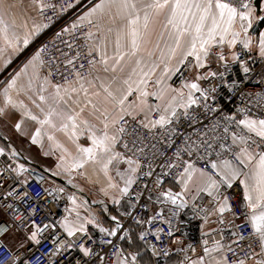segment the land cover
Here are the masks:
<instances>
[{
  "label": "snow or ice",
  "instance_id": "snow-or-ice-1",
  "mask_svg": "<svg viewBox=\"0 0 264 264\" xmlns=\"http://www.w3.org/2000/svg\"><path fill=\"white\" fill-rule=\"evenodd\" d=\"M32 3L40 14H43L45 9H51L55 12L57 7L53 3H45L44 0H32ZM253 3L254 0H240L237 6L233 3L224 2V0H99L84 15L80 16L77 21L73 22L71 28L77 29L87 21L89 25L97 30L99 35L92 31H89L86 35L88 40H93L88 50V56L92 57L94 53H99V63L104 66V72L111 71L112 73H116L119 70V72L123 73L126 66L129 64L134 65L131 67L127 78L122 80V84L126 86L125 89L117 87L115 91L113 90V85L119 80V77L115 75L108 83L101 81L99 85L103 92V103L105 105L111 104L113 107L119 106L120 115L117 118H110L107 107H100L89 98V87L96 88L94 81L100 80L99 76L94 77V79H88L80 71L74 70L76 79L69 81L67 76H64L65 84L52 83L48 76L41 77L40 68L46 63L41 57V53L44 51L41 48L24 65L22 72L12 77L7 82L6 87L3 88V91L0 92V96L3 97V106H0V116L5 115L9 109L18 112L21 119L14 125L17 132H21L25 119L38 124L39 127L31 135L32 144L40 143L42 136H47L49 141L55 142V137L49 134V130L63 132L76 144L77 155L72 157L70 162L66 161L65 156L62 155L60 157V164L57 167L62 168L63 172L68 174L69 177H71L73 172L79 171V175L87 179L86 173L81 170L88 164L98 165L100 171L108 180L107 187L100 189L106 196L108 195V189L118 188V185L113 182V177L109 174V166L114 161L117 164L120 162L126 163L128 168L124 172H121L118 168L116 170V176L124 183V187L119 188L120 195L121 197L126 196L131 185L135 183L134 174L139 168V163L132 158H126L120 152L114 151L119 136L117 134H110L109 128L110 126L115 127L119 121L123 120L124 114H131L128 113V108H131L132 104H129L127 108L125 107L128 97L135 90L139 93L136 107L140 111L147 110L149 113L158 111L161 113L159 119L149 121L152 127H156L157 125L164 126L171 123L170 116L177 115V107L185 109V115H187V109L198 103L194 93L199 92L201 96L207 99V92L201 89L197 82H185L181 89L171 88L164 84L165 77L170 78L171 75L179 72V65H183L188 57L195 58L194 67H205V61L210 55H213L211 49L215 44L223 46L226 43L229 48H232L237 43H240L243 49H249L252 44V37L248 35L249 30L255 29L256 25L264 22V14H255L257 12L264 13V0H261L258 7H253ZM73 6V4L69 3L62 11H66L67 8ZM10 7L6 6L5 0H0V41L3 42L5 47L12 48L13 51H19L21 43L28 45L30 37L41 32L48 25L33 23L31 31H25L21 39L18 28L27 30L28 24L24 22L17 26L14 19L11 23H8L5 17L9 14ZM161 15L164 16L163 31L157 34L156 42L152 48H148L147 45L152 43L153 25ZM48 19L51 22L52 17ZM237 20H239L240 29L244 33L243 39L240 38L241 31L232 30ZM63 31L68 32L69 29L65 28ZM229 34L231 38H228ZM57 35L59 36L60 34L58 33ZM165 36L167 37L166 39ZM258 40L259 54L261 57H264V29L259 30ZM109 46L112 47L111 55L108 54ZM3 52L4 48H0V55ZM178 53L177 66L172 69L169 65L173 59L177 58ZM214 55L219 61L225 60L222 52H217ZM232 59L235 61L239 57L233 54ZM110 61L111 63H109ZM8 62L10 61L5 62V66ZM122 62L124 63L122 64ZM67 63L72 64L73 61L68 60ZM88 63L91 66L89 71V75L91 76L92 71L95 70L97 61L90 59ZM161 64L164 65V68L161 77L155 81V84L163 86L150 93L147 91V85ZM83 67L84 65L81 64L80 68ZM29 68L32 69L30 75L28 73ZM243 71L244 73H248L250 69L247 66H243ZM21 75L27 76V84L20 83ZM217 75L223 76V73L218 74L217 72L210 71L206 76H197L196 80L207 79L209 76L216 77ZM133 76L137 77V79L133 80ZM85 83L89 87H85ZM75 85H78V87ZM49 88L52 91H49ZM185 88L188 89L186 98L183 91ZM169 91L176 94L172 95L163 104L150 105L148 103L149 96L155 97L160 101H165V96ZM211 91L215 92L216 88L213 87ZM13 92L16 97H20L21 95L26 96L31 104L39 110V115L34 114L31 108L25 104L24 100L14 98ZM81 92L85 99L83 106L79 107V111H76L69 106V102L71 101L72 104L80 105L81 101L78 97ZM73 94H76L77 99H73ZM92 95L100 97L101 91H95ZM257 103L264 105V97H261ZM89 105L92 108L89 116L99 121L102 125L101 128L91 123L89 119L81 118L85 108ZM207 107L208 105L205 104V108ZM145 119H147V116ZM225 119L228 121L235 120L231 116L225 117ZM235 123L238 129H241V126L242 129L231 133V141L232 145L237 146L239 150L233 151L231 146L225 148L224 144L219 145L222 151L231 152L235 159H222L219 163L215 160L209 161L211 170L215 171L220 179H214L208 171L197 169L191 163H186L183 172L179 174L182 181V193L188 191L194 174L199 173L202 186L197 187V194L206 192L208 196L212 197L211 203L218 205L211 209H201L205 213L204 221L207 223L208 216L218 212L221 216L219 223L223 224V214L225 212H232L233 209L229 204L228 197L220 192L221 185L224 184L228 188H232L233 182L243 177V179H239V183L244 189L243 199L246 202V208L251 212L250 216L246 215V220L252 230L251 236L248 239L251 241L252 238H255V241H258L257 247L259 251L253 246V242L247 244L246 250L242 243L246 238L242 234L234 232L232 236L235 238L231 243L214 240L211 246H208V240H203L202 255L195 260H191L187 256L185 257V259L190 260V264H248V261H252V264H264V118L251 119L246 116L243 119L235 121ZM144 126L148 127V124ZM115 131L122 134L125 129L121 126L116 128ZM228 131V127H225L224 132L228 133ZM85 134L91 142L88 147L76 143ZM253 135L258 137L260 142L253 139ZM203 143L206 145L205 155L210 156L212 153L209 150L213 148V145L208 141H204ZM55 147L67 152L58 142H55ZM124 147L127 148V144ZM257 149H260V151H257ZM5 154V148L0 147V156H4ZM18 155L20 153L15 149L11 150L10 158L14 159ZM176 155L179 157V151ZM216 155L220 156V153L217 152ZM172 166L174 165H169V167ZM26 171L28 169L23 164H17L15 167L8 164L5 168L0 169V176L4 172H14L19 177ZM59 174L53 173V175ZM145 175H151V172L145 173ZM18 183L26 185L28 180H19ZM68 183H72L71 178L68 180ZM159 184L160 180L157 179V185ZM0 187H3L2 181H0ZM64 190L61 187L59 192H64ZM45 191L48 190L45 189ZM182 193L161 192L160 197H163V200H160L158 197V202H171V204L177 205L179 201L178 207L182 209L187 204V201L182 199ZM13 195L21 202H26L24 198L28 197L26 191L21 196L20 192L13 188L5 194V198ZM221 197H223L222 202ZM67 199L73 207L66 208L65 211L69 214L74 212L75 219L70 220L65 217L62 221L58 222L67 237H73L77 233H81L83 237L92 240L87 225L99 228L100 233L107 236H116L117 231L122 228L121 223L115 216L111 217L116 222L115 228L111 230L101 227L91 214L88 217H82L78 210L82 205L77 204L75 194L69 195ZM193 199L195 200L196 197L194 196ZM113 203L119 204L120 200L113 198ZM84 204H87V201H84ZM0 207L15 210L13 204H0ZM30 214L34 216L35 210H31ZM172 215L175 216L177 213L173 211ZM148 223H151V221H148ZM9 227L11 226L0 222V235L5 234ZM30 227L32 231L28 236V240L38 247L49 238L45 236V233L49 229H52L54 232L56 224L37 223L35 219H32ZM159 231L161 230L158 229L155 233L157 239H159ZM147 235V232H143L140 238L143 240ZM204 235H209V233H204ZM51 238L55 248L53 254L59 252L62 248L75 249L77 247L84 256L92 253V249L86 247L85 243H80L77 246L75 241L61 240L55 234ZM107 243L112 244V241L108 240ZM22 247L23 245H19V248ZM0 248L5 249L13 256L10 264H28V260L21 257L18 254V250L14 252L3 241H0ZM192 250L195 251V249ZM29 251L32 250L29 249ZM184 251L187 250L185 249ZM228 253L231 254V257H229ZM239 253H243V255ZM116 255L119 257L122 254L116 253ZM101 259L103 258L101 257ZM131 259L133 264H135L136 256L133 255ZM77 264H79V261H77ZM119 264H126V259L120 260Z\"/></svg>",
  "mask_w": 264,
  "mask_h": 264
},
{
  "label": "built area",
  "instance_id": "built-area-1",
  "mask_svg": "<svg viewBox=\"0 0 264 264\" xmlns=\"http://www.w3.org/2000/svg\"><path fill=\"white\" fill-rule=\"evenodd\" d=\"M44 2L57 6L55 12L45 9L44 13L40 14L38 11V17L48 27L34 41L32 49L33 54H36L41 48L44 49L41 57L46 61L43 66L45 75L53 83L59 84H65L64 76H67L69 81H74L76 79L74 70L89 77L91 66L88 61L95 59L97 65L100 57L98 53H94L92 57L88 56V50L92 43L86 38V35L89 31L95 33L96 29L87 22L77 29L71 28L80 13L73 11L77 0H44ZM224 2L238 6L240 0H224ZM69 3L74 6L62 11ZM49 17H52L51 22ZM65 28H68L69 31L64 32ZM259 30L260 26L256 25L255 29H251L250 34L254 36ZM217 52H222L226 56V43L223 46L216 44L211 49V53H213L210 55L211 59L218 62L219 60L214 55ZM78 53L79 55H77ZM233 54H236L239 59L234 61L231 58L226 64L209 65L204 69L202 76H206L210 71L218 74L223 73V76H209L207 79H203L201 89L207 92V99L198 93L196 95L198 103L187 109V115H185V110H180L176 116L171 118V123L156 127H152L149 122H146L142 115L126 116L119 122L118 128L122 126L125 129L122 134H119V151L126 158H132L139 163L135 183L129 188L128 194L120 199V203L115 205L116 214L124 222L121 233L116 236H107L90 227L88 230L92 240L83 237L81 233L67 237L58 223L68 214L65 211L68 208V199L65 193L59 192V185L52 179L46 176L37 177L25 161L10 158V153L5 150L6 154L0 156V169L5 168L8 164L13 167L23 164L28 171L19 177L14 172H4L0 176V181L3 182V187H0V204L15 206V210L0 207L5 216L1 222L11 226L5 234L0 235V241L7 244L5 240L10 234L27 233L32 229L30 227L31 220L35 219L37 223H55L56 228L54 232L49 229L45 233V236L49 238L38 247L31 242L25 250L18 251L21 257L28 260V264H77V261L79 264H116L120 258L127 257L122 249V239L124 228L129 225L139 228L140 237L143 232L148 233L145 239L140 238V240L145 251L154 259L166 261L174 251L178 253L185 249L183 246H177V236L187 235L195 229L196 221H204L205 213L201 211L202 208L211 209L217 207V204L211 203L212 200L204 196L187 203L186 207L182 209L178 207L179 201L177 205H173L171 202L160 203L158 197L163 200L160 193L165 191L164 186L168 183H176L180 179L179 174L183 172L186 163L208 171L214 179L219 180L215 171L211 170L209 161L215 160L219 163L222 159H235L231 152L222 151L219 147L220 144H224L225 148L231 146L233 151L239 150L237 146L232 145L231 141V133L242 129V126L241 129L237 128L235 121L246 116L251 119L264 118V105L257 103L261 97H264V57L250 48L243 49L240 43L236 45ZM68 60H72L73 63L68 64ZM81 64L84 65L83 68H80ZM243 66L249 67L250 71L244 73ZM213 87L216 88L215 92L211 91ZM205 104L208 105L207 108H205ZM159 116L160 114L154 113L150 121L159 119ZM230 116L235 120L225 119ZM145 124H148V127H145ZM225 127H228V133L224 132ZM244 131L246 132V130ZM253 139L260 142L259 138L254 135ZM204 141L213 145V148L209 150L212 153L210 156L205 155ZM125 144H127V148L124 147ZM0 147L2 146L0 145ZM178 151L179 157L176 155ZM217 152L220 153V156L216 155ZM169 165L174 166L169 167ZM148 172H151V175H145ZM23 179L28 180L26 185L18 183ZM157 179L160 180L159 185H157ZM13 188L19 191L21 196L25 191L28 193V197L24 198L26 202L17 200L15 195L5 198V194ZM220 192L228 197L229 204L233 209L230 214L235 220L233 225L235 232L246 238L242 242L245 249L247 250L249 242H253V246L259 251L258 241H255V238H252L251 241L248 239L252 230L246 220V215L250 216V212L243 199L242 186L235 183L232 188H228L222 184ZM33 209L35 210L34 216L30 214ZM173 211L177 215L173 216ZM220 219L221 216L218 218L217 230L203 236V240H208V246H211L214 240L231 243L234 239H226L228 223L223 217L224 223L221 224L219 223ZM158 229L161 230L159 239L155 235ZM53 234L58 235L64 241H75L77 246L80 243H85L86 247L92 249V253L84 256L77 247L75 249L62 248L53 254L55 252L51 238ZM108 240H111L112 244H108ZM116 253L122 255L117 257ZM239 254L243 255V253ZM228 255L231 257L230 253ZM0 257H2L0 264H10L13 260V256L2 248H0ZM250 262L252 261H248V263Z\"/></svg>",
  "mask_w": 264,
  "mask_h": 264
},
{
  "label": "crops",
  "instance_id": "crops-1",
  "mask_svg": "<svg viewBox=\"0 0 264 264\" xmlns=\"http://www.w3.org/2000/svg\"><path fill=\"white\" fill-rule=\"evenodd\" d=\"M12 1V0H11ZM14 3L11 4L13 11L16 12L17 16H20L21 21L26 22L31 18L30 12H28V9H24L23 7H20V12L18 9V3L24 5L26 7V3H24L21 0H13ZM261 3V0H255L253 3V7H258ZM38 12V9H37ZM10 16L7 15L5 17L6 21L8 23L12 22V15L11 10H9ZM256 15L264 14L257 12ZM17 16L14 17V20L16 22ZM164 16L161 15L157 18V22L153 25V31L151 36L152 43L148 44V48H152L153 44L156 42L157 34L163 31L162 24L164 22ZM260 26V30L264 29V22H261L258 24ZM233 31H241L240 29V22L236 21V23L233 25ZM251 29L249 30L248 35L252 37V44L250 45V49L253 51L259 53V31L256 35L250 34ZM231 38L230 34L229 37ZM241 39L244 38V33L241 31ZM238 44V43H237ZM236 44V45H237ZM216 45V44H215ZM235 45V46H236ZM32 46V42H29L28 45L20 44V50L19 51H13L12 48H7L3 44L2 41H0V48H4V52L2 55H0V78L3 74H6L3 78V83L0 86V92L3 91V88L6 87L7 82L14 77L17 73H21L22 69L25 64L28 63V61L35 55L32 54L30 56H27L23 60H20V57L26 53V51L29 49V47ZM214 46V45H213ZM234 46V47H235ZM228 47V46H227ZM232 47V48H234ZM235 49V48H234ZM229 52V51H228ZM234 52V50L232 51ZM231 52V53H232ZM99 54V53H98ZM232 55H229L228 58H232ZM10 61L5 66V62ZM32 69H28L29 75L31 74ZM40 75L41 77L46 76L43 67L40 68ZM114 75V74H113ZM112 76H107V79L104 80L102 78V81L105 83H108ZM101 80V79H100ZM20 83L27 84V76L21 75ZM53 83V82H52ZM78 87V85H75ZM85 87H89L87 83H85ZM49 91H52L51 88H49ZM98 91L97 88H91L89 87V98L93 101V103H96L100 107H107L109 110L110 118H117L120 115V111L113 107L111 104L105 105L103 103V92L101 91L100 97H95L92 95L93 92ZM47 95V93H45ZM13 96L16 99L24 100L25 104L31 108L32 112L34 114L39 115V110L36 109L31 102L27 99L26 96L21 95L20 97H16L15 93L13 92ZM79 100L81 101L80 105L72 104L71 101L69 102V106L76 111H79V107L83 106L84 102V95L81 92L79 94ZM73 99H77L76 94H73ZM0 106H3V97L0 96ZM92 111L91 105H89L87 108H85V111L82 113L81 118L82 119H89L91 123L95 124L98 128H101L102 125L99 123V121L95 120L93 117L89 116V113ZM124 118V117H123ZM21 119L20 114L18 112H14L11 109L8 110V112L0 116V145L5 148L7 152H11L12 149H15L17 152L20 153L17 157H15L17 160L25 161L28 166L33 169L34 173L37 177L46 176L59 185L58 187H63L64 193L66 197L69 195L75 194L77 197V204L82 205L78 210L81 213L82 217H88L89 214L91 216H94L97 222L101 227L107 228L109 230L115 228L116 222L111 219L112 216H115L117 220L121 223L122 228L124 226L123 220L116 214L115 212V203H113V198H115V195L118 194L117 199L120 198V192L119 188L124 187L123 181L120 180L118 176H116V170L117 168L124 172L128 165L124 162H120L117 164L115 161L112 165H110L109 174L113 177V182L118 185V188H110L108 189V195L106 196L100 189L106 188L108 185V180L104 176V174L100 171L99 166L88 164L85 166V168L81 171H84L86 173L87 179L81 177L79 175V171H75L71 174V177H69L68 174H65L63 172L62 168H58L57 165L60 164V157L62 155L65 156L66 161L71 160L72 157L77 155L76 150V144H74L63 132H53L52 130H49V134L54 135L55 142H58L60 145H62L63 149H66L67 152H64L60 148L55 147L54 141H49L47 139V136H42L41 142L37 144L31 143V135L35 132L36 128L39 127L38 124H36L33 121L24 120V123L22 124L21 132H17L14 128V125ZM120 122V121H119ZM118 124L115 125V127L109 128L110 134H117L119 136V133H116V128H118ZM25 133V134H21ZM84 139L87 140V143L84 144ZM84 147L90 146L91 142L87 139V135L81 136L80 139L76 142ZM119 139L117 142V145L114 148V151L120 152L118 148ZM47 153V155H46ZM121 153V152H120ZM70 154V155H69ZM122 154V153H121ZM123 155V154H122ZM124 156V155H123ZM135 167V165H133ZM196 168V167H195ZM198 169V168H197ZM53 173H60L59 175H53ZM138 173V169L136 173L134 174L135 179ZM72 179V183H68L69 179ZM239 179H243V177H240ZM239 179L237 181H234L233 184L239 183ZM240 184V183H239ZM133 185V184H132ZM131 185V186H132ZM202 186V182L199 177V173H195L193 176V181L189 184V189L187 192L182 193V181L181 178L176 183H168L164 186V192L171 191L172 193H182V199L189 202H193L198 200L200 197L204 196L212 200V197L208 196L206 192H200L197 194V187ZM242 186V185H241ZM243 188V186H242ZM244 191V189H243ZM196 197L194 200L193 197ZM221 197V202H222ZM84 201H87V204H84ZM218 206V205H217ZM73 205L70 201H68V208H72ZM250 212V211H249ZM251 215V212H250ZM220 214L214 213L210 215L208 218V222H198L196 221V227L194 230L190 231L185 236H177L176 238V244L177 246H183L187 251H184L185 249H182L180 252H173L171 257L168 260H161V259H154L148 254L140 240L139 235V228L133 225L125 226L124 228V235L122 239V249L126 253V258H120L117 260L116 264H119L120 260L126 259V264H133L131 257L133 255L136 256V262L135 264H190L189 259H185V257H189L191 260L197 259L200 255L203 254V236L204 233H213L218 228V218ZM224 219L228 223L227 231L225 234L226 239H233L235 237L232 236V233L235 232L234 230V223L235 220L231 216L230 212H225L223 214ZM67 218L70 220L75 219V213L67 214ZM5 219L4 214L0 210V222ZM88 228L92 227L96 229L99 233V228L94 227L93 225H87ZM122 228L117 231L118 233H121ZM215 230V231H213ZM32 229H30L25 234H10L6 238V243L13 251H23L25 250L31 243V241L28 240V236L30 235ZM103 234V233H101ZM19 245H23L22 248H19ZM191 246V247H189ZM192 249H195L193 251ZM252 264V262L248 263Z\"/></svg>",
  "mask_w": 264,
  "mask_h": 264
},
{
  "label": "rangeland",
  "instance_id": "rangeland-1",
  "mask_svg": "<svg viewBox=\"0 0 264 264\" xmlns=\"http://www.w3.org/2000/svg\"><path fill=\"white\" fill-rule=\"evenodd\" d=\"M19 1V0H18ZM23 1L24 3H26V7L20 3H18V9H19V12H20V7L22 8H26L28 9V12H30V16L31 18L29 20H27V24H28V29L25 30L23 28H18V31H19V34L21 36V39L23 38L24 34H25V31H31L32 29V26H33V23H36V24H45L39 17H38V12H37V8L36 6L32 3L31 0H21ZM99 2V0H79V2H76V5L74 7V10L75 13H79L78 15V18L82 15H84V13H86L95 3ZM14 3L13 0H5V4L6 6H11V4ZM11 10V15H12V20L14 19L16 15V12L13 11L12 9V6L10 7ZM10 16V13L8 14ZM20 16H17L16 18V24L17 26L21 25L22 23H24L23 21H21V18H19ZM78 18L76 20H78ZM164 20V19H163ZM87 22V21H85ZM45 29V28H44ZM44 29L39 32L38 34H35L33 36L30 37V42H32V46L29 47V49L26 51L25 54H23L21 57H20V60H23L24 58H26L27 56H30L33 54V43L34 41L40 37V35L43 34L44 32ZM97 35H99V33H97V30L95 32ZM167 37L165 36V39ZM95 39V37H94ZM91 43H93V40H91ZM236 47V46H235ZM234 47V48H235ZM234 48H229L227 47V44H226V56H225V60L223 61H215V60H212L211 57L209 56V58L205 61V67L203 68H196L194 67L195 65V58L194 57H188V59L185 61V63L183 65H179L180 67V71L179 72H176L174 75H171L170 78H167L165 77L164 79V84L170 86L171 88H174V89H181L182 85L185 83V82H197L199 83L200 87H202V84H203V79L202 80H199L197 81L196 80V77L197 76H202V73L204 71L205 68H207L209 65H216V64H226L228 61L231 60V58H228L229 55H232V51L234 50ZM229 51V52H228ZM232 52V53H231ZM108 54L111 55L112 54V47L109 46L108 48ZM158 55V53H157ZM179 59V53H178V56L177 58L173 59L171 64L169 65L170 68L174 69L176 66H177V61ZM111 63V61L109 62ZM124 62H122L123 64ZM191 65V66H190ZM134 65H131L129 64L128 66L125 67L124 69V72L121 73L119 72V70H117L116 73H112L111 71L109 72H104L103 68L104 66L100 63H98L96 66H95V70H93V73L91 76L87 77L88 79H94V77L96 76H99L101 78V80H95V84H96V88L98 89V91H100V83L102 81V78L104 80L107 79V76H112L113 74L115 76H118L119 77V80L117 81L116 84L113 85V90L115 91V89L117 87L121 88V89H125L126 86L122 84V80L127 78L128 74L130 73L131 71V67H133ZM163 68H164V65L161 64L159 68L156 69V72L155 74L152 76L151 80L149 81L148 85H147V91L148 92H153L155 90H157L159 87L163 86V85H157L155 84V81L157 79H159L161 77V73L163 71ZM6 74H3L0 78V86L3 83V78L5 77ZM113 75V76H114ZM110 78V77H109ZM112 78V77H111ZM133 80L137 79V77L133 76L132 77ZM111 80V79H110ZM109 80V81H110ZM107 81V82H109ZM106 83V82H105ZM184 91V94H185V98L187 97V92H188V89H183ZM199 92H195L194 93V96L196 97V95L198 94ZM176 93H173V92H168L165 96V101H160V100H157L155 97H152V96H149L148 97V103L150 105H155V104H163L164 102H166L168 99L171 98L172 95H175ZM139 93L136 92L135 90L133 91L132 95H130L127 99V101L125 102V107L127 108L129 104H132V107L131 108H128V113H131V114H124L123 117H126V116H137V115H142L145 119V117L147 116V119H145L146 122H149L151 120V117L154 113H158V114H161L160 112L158 111H152L151 113H149L147 110L145 111H140L136 105L138 104V100H137V97H138ZM116 109L119 110V106H116L115 107ZM180 110H185L183 108H179L177 107L176 111L177 113L180 111ZM173 116H170V119L172 118ZM84 144L87 143V140L84 139ZM55 182V181H54ZM56 183V182H55ZM116 190V188H115ZM118 197V194L115 195V198L117 199ZM121 198V196H120Z\"/></svg>",
  "mask_w": 264,
  "mask_h": 264
}]
</instances>
